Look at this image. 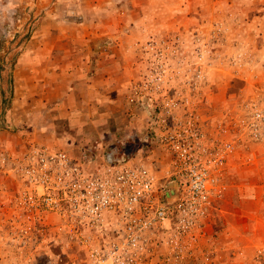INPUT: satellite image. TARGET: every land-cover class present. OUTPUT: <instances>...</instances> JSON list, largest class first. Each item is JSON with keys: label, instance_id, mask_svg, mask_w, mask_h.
Masks as SVG:
<instances>
[{"label": "rangeland", "instance_id": "1", "mask_svg": "<svg viewBox=\"0 0 264 264\" xmlns=\"http://www.w3.org/2000/svg\"><path fill=\"white\" fill-rule=\"evenodd\" d=\"M95 2L110 9L81 17L110 18L97 48L115 82L104 119L78 132L52 116L55 85L32 90L39 69L18 66L52 0H0V264H264V0ZM121 159L144 166L162 198L174 189L171 205L202 173L205 216L128 249L111 214L93 227L46 201L70 163L95 173Z\"/></svg>", "mask_w": 264, "mask_h": 264}, {"label": "built area", "instance_id": "2", "mask_svg": "<svg viewBox=\"0 0 264 264\" xmlns=\"http://www.w3.org/2000/svg\"><path fill=\"white\" fill-rule=\"evenodd\" d=\"M71 165L74 166L68 165L70 176L54 181L46 199L50 207L59 211L67 203L72 212L85 216L93 227L111 214L120 223L119 231L124 234V246L128 249L137 248L147 232L167 223L174 222L180 231H190L207 212L209 191L202 173L192 174L189 194L184 190L171 205L165 195L162 198L161 188L141 164L125 159L112 161L105 171L95 173ZM133 263L132 258L122 264Z\"/></svg>", "mask_w": 264, "mask_h": 264}, {"label": "crops", "instance_id": "3", "mask_svg": "<svg viewBox=\"0 0 264 264\" xmlns=\"http://www.w3.org/2000/svg\"><path fill=\"white\" fill-rule=\"evenodd\" d=\"M36 1L38 5H45L44 0ZM95 1L87 0V5H85L84 0L80 2L73 0L70 3L63 0H52L48 6L49 16L44 20L39 33L35 36V48L32 49L33 51H26L22 62L18 65L19 71H25L26 68H32L34 71L39 69L40 78L44 79L33 76V79L37 81H34L36 89L33 85L32 90H38L37 88L42 86L46 89L45 86L48 84L55 85L56 92L53 97L51 96L53 99H50L49 102L55 106L54 110H56L52 116L55 117L57 123L59 121L67 123L71 130L79 128L78 132L83 131L81 123L85 125L104 119L103 115H99L97 109L104 102L102 100L106 84L110 88L114 86L115 82L109 78L107 80L101 78L107 68L100 65L99 62L106 53H100L101 50L97 48L100 40H103L99 37L97 27L105 24L101 21H108L110 18L90 17L82 20L81 17V13L86 9L92 10L94 13L102 8V12L106 8V10L110 9L111 5L105 4V2H102L105 5L98 8L100 3L96 4ZM118 2L119 0H112V3L117 5L116 9L124 8V5L119 6ZM114 18L115 15L111 20L117 22L118 19L114 20ZM82 24L89 26L85 35L81 34L80 26ZM109 51L110 49L107 50V52ZM93 111L95 115H93ZM57 127L59 129V126Z\"/></svg>", "mask_w": 264, "mask_h": 264}, {"label": "water", "instance_id": "4", "mask_svg": "<svg viewBox=\"0 0 264 264\" xmlns=\"http://www.w3.org/2000/svg\"><path fill=\"white\" fill-rule=\"evenodd\" d=\"M110 159L117 160V161L120 160L119 157H116V153H113V155L111 154ZM173 196H174V198L178 196L177 192L174 189H172L171 192L168 193V195H167L168 201L172 200Z\"/></svg>", "mask_w": 264, "mask_h": 264}, {"label": "flooded vegetation", "instance_id": "5", "mask_svg": "<svg viewBox=\"0 0 264 264\" xmlns=\"http://www.w3.org/2000/svg\"><path fill=\"white\" fill-rule=\"evenodd\" d=\"M66 204H67V203H66ZM62 205H63V204H62ZM66 206H67V207H69V205H68V204H67Z\"/></svg>", "mask_w": 264, "mask_h": 264}]
</instances>
